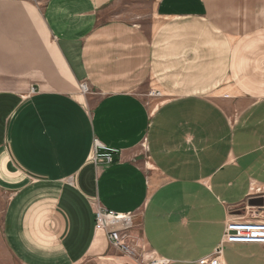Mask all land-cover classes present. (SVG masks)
I'll use <instances>...</instances> for the list:
<instances>
[{"label": "crops", "instance_id": "1", "mask_svg": "<svg viewBox=\"0 0 264 264\" xmlns=\"http://www.w3.org/2000/svg\"><path fill=\"white\" fill-rule=\"evenodd\" d=\"M115 1L0 0V190L21 264H141L95 231L96 200L137 215L147 257L199 264L264 189V0H154L147 26L106 19ZM222 262L264 264V247Z\"/></svg>", "mask_w": 264, "mask_h": 264}, {"label": "built area", "instance_id": "2", "mask_svg": "<svg viewBox=\"0 0 264 264\" xmlns=\"http://www.w3.org/2000/svg\"><path fill=\"white\" fill-rule=\"evenodd\" d=\"M35 4H40L42 0H27ZM83 94H88L90 88L83 83L80 86ZM150 98L162 97L159 92L151 91L148 93ZM144 151L148 152V138L146 137L141 144ZM104 147L98 141L95 142L92 161L96 164H111L113 158L111 154H102ZM255 196L264 197V189L256 187L253 189ZM93 204L95 213V231L106 234L112 249L120 255L128 257L132 261L141 264H168V261L152 259L146 256V249L140 242V236L136 233L134 221L135 213H117L105 208L99 201ZM246 212L243 217H233L227 222L222 241L208 257L199 261V264H224L222 262L225 247L228 245H258L264 247V217L260 215H249ZM146 260H148L146 262Z\"/></svg>", "mask_w": 264, "mask_h": 264}, {"label": "rangeland", "instance_id": "3", "mask_svg": "<svg viewBox=\"0 0 264 264\" xmlns=\"http://www.w3.org/2000/svg\"><path fill=\"white\" fill-rule=\"evenodd\" d=\"M154 0H116L105 13L106 19H121L130 23L147 26L151 13V4ZM146 99L150 98L147 94L142 95ZM8 164V163H7ZM14 169L9 165L6 166L7 175L11 174ZM6 176V174H5ZM256 199L255 202H251ZM260 201V203H256ZM7 195L3 190H0V264H21L20 259L14 256L8 249V243L5 233V215L7 210ZM250 207L244 206L242 209L248 211L249 215L255 214L264 217V197L252 195L248 202ZM247 204V205H248ZM245 214V213H244ZM242 214V215H244ZM117 255L121 256L117 253ZM125 257V256H123ZM128 258V257H127ZM131 259H129L130 261ZM148 260H146L147 262Z\"/></svg>", "mask_w": 264, "mask_h": 264}, {"label": "water", "instance_id": "4", "mask_svg": "<svg viewBox=\"0 0 264 264\" xmlns=\"http://www.w3.org/2000/svg\"><path fill=\"white\" fill-rule=\"evenodd\" d=\"M255 201H256V199H252V200H251V202H255Z\"/></svg>", "mask_w": 264, "mask_h": 264}, {"label": "flooded vegetation", "instance_id": "5", "mask_svg": "<svg viewBox=\"0 0 264 264\" xmlns=\"http://www.w3.org/2000/svg\"><path fill=\"white\" fill-rule=\"evenodd\" d=\"M256 203H260V201H257Z\"/></svg>", "mask_w": 264, "mask_h": 264}, {"label": "bare ground", "instance_id": "6", "mask_svg": "<svg viewBox=\"0 0 264 264\" xmlns=\"http://www.w3.org/2000/svg\"><path fill=\"white\" fill-rule=\"evenodd\" d=\"M153 102V101H152ZM152 106V105H151Z\"/></svg>", "mask_w": 264, "mask_h": 264}]
</instances>
